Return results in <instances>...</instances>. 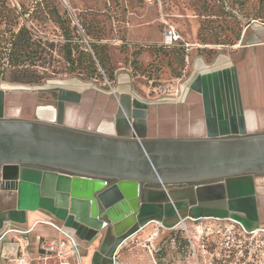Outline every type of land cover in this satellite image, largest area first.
Listing matches in <instances>:
<instances>
[{"label": "rangeland", "instance_id": "rangeland-1", "mask_svg": "<svg viewBox=\"0 0 264 264\" xmlns=\"http://www.w3.org/2000/svg\"><path fill=\"white\" fill-rule=\"evenodd\" d=\"M40 1L7 0L28 10L18 25H26L35 40L31 68L40 82L16 83L8 72L0 74V88H28L38 98L65 87L98 99L107 109L114 102L113 88H133L148 101H168L173 89L192 76L196 60L233 55L244 44L264 40V0H43L48 14L36 9ZM171 29L178 37L169 42ZM90 44L105 71L94 55L93 65L76 49L80 45L90 52ZM68 46L72 60L66 56ZM242 224L246 231L229 218H187L153 236L155 224L150 223L118 239L110 264H264V225ZM40 231L47 230L39 227L33 238ZM27 236L33 264H45Z\"/></svg>", "mask_w": 264, "mask_h": 264}, {"label": "crops", "instance_id": "crops-1", "mask_svg": "<svg viewBox=\"0 0 264 264\" xmlns=\"http://www.w3.org/2000/svg\"><path fill=\"white\" fill-rule=\"evenodd\" d=\"M194 73L168 101L146 100L133 88H113L111 107L82 91L58 87L47 96L24 87L0 88V120L39 119L89 132L143 139H206L264 133V40L240 46L233 55L193 62ZM13 90V91H12ZM46 97V98H45ZM43 168L21 165L18 179L0 188V233L28 230L32 245L44 238L70 235L78 243L82 264H110L116 238L110 226L92 231L76 223L51 198L41 197ZM138 223L134 235L159 220L168 230L187 218H236L248 226L264 225V174H243L164 189L152 182L140 189ZM51 220L60 231L44 220ZM235 219V220H236ZM243 225V224H242ZM244 226V225H243ZM44 227L46 232L33 233ZM9 232L0 240V261L17 252ZM57 264L54 258L43 261ZM77 264L76 261H74ZM33 264V259H31Z\"/></svg>", "mask_w": 264, "mask_h": 264}, {"label": "water", "instance_id": "water-1", "mask_svg": "<svg viewBox=\"0 0 264 264\" xmlns=\"http://www.w3.org/2000/svg\"><path fill=\"white\" fill-rule=\"evenodd\" d=\"M21 165L43 168L41 197L79 225L110 226L121 238L138 223L142 184L164 189L243 174H264V133L206 139L104 135L39 119L0 120V188Z\"/></svg>", "mask_w": 264, "mask_h": 264}, {"label": "trees", "instance_id": "trees-1", "mask_svg": "<svg viewBox=\"0 0 264 264\" xmlns=\"http://www.w3.org/2000/svg\"><path fill=\"white\" fill-rule=\"evenodd\" d=\"M36 4L38 7L40 6L36 9L48 14V11L45 10V1L41 0ZM52 12L57 13L55 8H52ZM26 13H28L27 9L18 10L15 7H11L7 0H0V24L4 25V27L0 29V74L8 72L11 82L36 84L40 82L41 75L37 70L31 68V66H33L32 62L34 61L32 54L36 51V49L33 48L35 40L32 39L33 36L26 25H18V19L21 15ZM57 23L60 28L63 27V25L60 24V20H58ZM80 47L79 45L76 48L79 54L88 57L93 65L95 63L92 59V55H94L101 69H104L98 57L99 54L96 52L95 45L90 44L91 53L83 48L80 49ZM66 56L68 60H72L71 48L69 46L67 47ZM94 69L96 68L94 67ZM111 77L112 75L109 74L107 78L111 79ZM183 241L186 242V240Z\"/></svg>", "mask_w": 264, "mask_h": 264}, {"label": "built area", "instance_id": "built-area-1", "mask_svg": "<svg viewBox=\"0 0 264 264\" xmlns=\"http://www.w3.org/2000/svg\"><path fill=\"white\" fill-rule=\"evenodd\" d=\"M177 35L173 33V30H169L166 38L169 42L172 40H177ZM181 86L175 87L172 91L174 97H179ZM231 219L234 224H237L243 231H246L244 226L237 220ZM45 223L56 227L59 231L60 228L57 227L51 220H44ZM150 223L155 224V231L153 236H157L159 233V228H164L162 223L156 219H152ZM9 232H14L15 235L12 237L15 239L17 246V252L15 255L6 258L7 264H31L32 257L28 250L30 246V241L28 238V230L19 229H5L0 233V240H2ZM78 243L73 237L64 233V237H52L44 238L40 240L38 244L37 259L46 261L49 258H54L57 264H71L72 261H76L77 264H82L80 262V254L78 249Z\"/></svg>", "mask_w": 264, "mask_h": 264}]
</instances>
